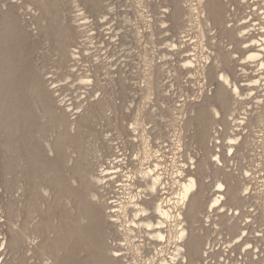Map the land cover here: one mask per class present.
<instances>
[{
    "label": "bare ground",
    "instance_id": "bare-ground-1",
    "mask_svg": "<svg viewBox=\"0 0 264 264\" xmlns=\"http://www.w3.org/2000/svg\"><path fill=\"white\" fill-rule=\"evenodd\" d=\"M26 1L38 12L29 21L35 34L20 23L17 3L0 8V148L6 190L20 196L6 207L11 251L25 257L31 244L34 254L48 256L44 264H264V194L254 189L257 195L250 196V186L229 169L232 158L264 153V0H160L154 11L137 0L129 12L125 8L117 29L131 35L114 36L130 37L121 42L131 49L139 50L144 40L154 44L171 22L173 57L186 38L209 51L202 64L179 59L172 68L165 52L159 61L152 56L156 51L138 52L144 85L137 84L127 108L133 107L125 127L129 140L121 131L113 136V111L119 108L113 103V19L97 18L108 25L101 41L87 15L103 10L113 16L114 4L76 0L71 12L65 8L71 0ZM130 14L139 15L145 32ZM38 39L52 46L56 68L69 84H56L61 81L46 64L33 63L42 49ZM184 71L209 84L195 97L191 92L175 101L165 80ZM70 88L84 89L85 96L79 94L77 104H57L55 93ZM106 127L101 144L90 147V137ZM89 157L96 173L86 164ZM263 160L254 161V168ZM118 174L126 177L120 188ZM252 202L257 211L248 210ZM57 208L64 216L60 224L50 218ZM113 234L125 238L130 260L109 242ZM237 251L243 262L233 260Z\"/></svg>",
    "mask_w": 264,
    "mask_h": 264
},
{
    "label": "rangeland",
    "instance_id": "rangeland-1",
    "mask_svg": "<svg viewBox=\"0 0 264 264\" xmlns=\"http://www.w3.org/2000/svg\"><path fill=\"white\" fill-rule=\"evenodd\" d=\"M75 1L76 0H71L70 2L69 1H67V2L65 1L67 4H69L68 6H67V4H65V8H67L71 12H72L73 9H74L73 11H75L76 10L75 9V4H74ZM134 1L136 2L137 0H113V1H110V0L108 1L107 0V2L106 1L103 2L104 7H106V5H108L110 3H113L114 4L113 8H115L117 10L116 11L114 9L115 11H113V12H116L117 14L118 13L119 14L122 13L121 15H119V14L117 15L116 13H113V16H111L110 14L109 15L107 14V11H103V10L101 11V14H99V16L90 14V12H88L87 15L92 16V18L90 17V20L92 21V23L96 22L94 26H95V28H97V30H95L93 32L97 36L98 40H101V41L103 40V37H104L103 35L106 33L105 30H106V28H108V25L105 22H101L102 21V19H101L102 17L97 19L102 14L103 15L105 14L106 18L108 17L107 18L108 21L113 19V37H115L114 34H116V33H120V34L122 33L121 36H123V35H131L130 31H132V30L128 29V31H129L128 32L124 28H123V30L122 29H117V25H118L117 23H119V20H121L125 16L123 14L126 12V9H128V12H129V10H131V8H133V7L135 8L136 3ZM159 1L160 0H151V2H150V0H145L146 4H148V6H150L149 9L153 10V11L155 10V8H156L155 6H156V4L159 3ZM9 2L10 3L13 2V4L15 3V5L17 3V13H19L18 14V18L20 19V23L23 26H26V28L29 30L30 33L33 34V32H34V34H35L36 30L33 27V21L29 22V21H31L34 18V15L38 14V12L34 9V7L30 6V5L28 6L26 0H1L0 1V3H1L0 4V8L1 9L4 8V10H6V8L8 9V7L10 6ZM71 2H72V4H71ZM131 5L133 7H129ZM70 8H71V10H70ZM30 10H32V11H30ZM32 12H33L34 15H32ZM74 14L71 13L70 16L72 15V17H73ZM149 14H152V13H149ZM152 15H155V14L153 13ZM132 16H133V19H135V20H137L139 22V26L140 27L142 26L141 27L142 30H141V28H139L138 24H137V27H135V28L136 29L139 28V30L141 32H145L146 29H147V25L140 20L139 15H137L138 17H136V15L134 16V14H130L129 15V17H131V18H132ZM240 16L242 17V16H244V14L243 15H242V13L239 14L236 17V19L237 20L240 19L241 18ZM155 17L157 18V17H160V16L155 15ZM72 19L71 20L69 19L68 22L69 23H73ZM98 21H100V22H98ZM167 25H169V26H167V28L166 27L163 28L162 29V33H160V35L158 34L154 38V44L153 43L150 44L148 42L146 44L145 40L142 43L140 42L141 46L137 43L138 44L137 46H139V50L137 49V51L134 50V49H131L130 45L122 44L121 40L123 38L122 39L121 38L117 39L118 41L116 40V37L113 38V103L118 105V107H119L117 113L113 111V123H114L113 124V136H114V138H117L116 134H117V136H119L118 134L121 131L124 134V135L122 134L121 136L124 137L125 140H129L130 139V136H128V134H130V131L129 130L126 131L125 127H126V123L128 124V121H130L133 118V112H132L133 107H131L132 108L131 110H127V108L132 103V100H133L132 96H133V93L135 92L134 90L136 89L137 84H138V86H137L138 88L141 87L142 85H144V83H143V81H144V79H143V71L145 69V65H144V62H143L142 58L138 54L139 51H142V49H143V52H146V50H147L148 52H150L152 54L156 51L153 55L152 54L151 55L154 56V59H156L157 61H159L158 60V57H159L158 55H159L160 52L161 53L162 52L167 53L169 56H167V60L166 61L167 62L169 61L171 68L172 67H179V65H180L179 62H178L179 59H181V60H183V59H196L198 63L200 62L202 64V62L204 61V58L209 54V51L206 48L198 47L197 49H195L194 48V44L192 43L193 40H190V38L189 39L186 38V39H183V42L181 43V45L185 46V48L181 51L182 53L179 56L175 55L173 57V55H171L173 53L172 48L168 47V44H169V42L172 39H174V37H173L174 31H172V28L170 27L171 22H167ZM117 31H119V32H117ZM99 34H101V35H99ZM124 39H126V38L124 37ZM126 40H127L126 42H130L131 38L127 37ZM184 40H188V41L184 42ZM194 40H196V39H194ZM36 42L41 44V48L42 49L40 50L39 53H37L36 55L33 56V58H32V61L34 60L33 63H36L39 66L46 64V71L47 72H52L49 75L51 77H53V79H55L57 81H59V80L61 81V83L57 82L56 84L59 83L60 86H62V85L64 86V84L66 85L67 83L69 84L71 81L70 80L68 81L66 78H64V76L61 75L60 69L56 68V67H58V63H57L58 62L57 61L58 60V55L54 51H52V46H49V44L45 45V43L43 41H40V39L36 40ZM176 43H178V42H176ZM153 45L154 46L156 45L157 47L156 46L154 47ZM157 49H158V51H157ZM155 54H157V55H155ZM173 58H175L176 60H174ZM171 62H173V63H171ZM168 66L169 65H167V67ZM107 82H109V81H106V83ZM121 82H123L124 86H126V87L121 86L120 85ZM165 83L168 86L167 92L169 90L171 91L170 93L168 92L169 97H171L175 101L176 100L178 101L181 98L184 99L186 95H188V94L191 95V92H192L193 97H195L194 95H197V94L201 93L202 90H206L207 87H208V84H209V82L207 83L206 79H204L203 77H201L199 75L196 78L195 77H191V75L188 74L187 71H184L183 74L181 76H179V77H176L174 75V72L168 73L167 74V78L165 80ZM107 85H109V84L107 83ZM132 91H133V93H132ZM83 92H84V89L78 90V91L76 89H72V88L63 89L61 91V93H60V96H59L58 92L55 93V99L57 101V104H59V102H61L64 99L66 100V101L64 100V102H61L62 103L61 106H64L65 102H69V101L71 103L72 102L73 103L76 102L75 104H77V101L82 96L83 97L85 96V94H83ZM126 92H127V97L125 95H123ZM79 94H81L80 98H77V96ZM99 94H100V92L98 93V95ZM71 100H73V101H71ZM140 100L142 101V95L137 98L136 102H138ZM70 102L66 103V104L69 105ZM249 106H251V105H249ZM167 120H169V118H167ZM123 122H124V125H122ZM161 122H163V121H161ZM163 123H165V122H163ZM94 128L95 129L97 128V130H99L100 127L98 128L96 126ZM108 129L109 128L106 127L104 130L102 129L101 132L98 135H96L94 138L90 137V140H89L90 145L89 146L93 147V145L95 143L98 144V145H99V143L101 144L102 138H103L102 131L105 132ZM55 136H56V133L50 131L49 134H48V138L47 139H49V141H53L55 139ZM167 142L169 144H171L173 141H172L171 138H169V141H167ZM196 146H198V148H200L199 144H197V145L194 144L193 147H196ZM259 151H261V150H257L258 153H260ZM261 153H262V155L258 154L256 156L254 152H250L249 154L245 155L244 158L242 156L236 157L234 159L232 158L230 160V162H229V169H231L232 171H234L235 173H238L240 175V179H241L242 183L246 182L250 186V190H249L250 196H256L257 193H259L260 191L263 192V194H264V190H263L264 189V165L261 166V168H259V167L258 168H254V163H255V165H258V163L254 162V161H256L257 159H260L261 156L264 155L263 152H261ZM169 157H171V154H169ZM91 161H92V158L89 157V159L87 160L86 164L87 165H91ZM263 164H264V162H263ZM90 167H91V171H93L94 170V166L91 165ZM4 168H5V165H4V160L2 159V149L0 148V205L2 206V208L0 210V220H1L0 221L1 222L0 223V225H1L0 226L1 227L0 233H6V234H2V237L5 236L4 237V241L7 242L5 244L6 248H5V245H4V249L2 247L0 248V250L3 249L2 251H0V259H1L0 264H2V263L3 264H27V263L28 264H44L46 262V259H47L48 256L34 254V253H36V251L34 249V246L29 244V242H28L29 245H27V247L24 250V252H25L24 254H26L25 257H23L21 254H19V255L14 254L11 251V249H10V242L12 240V233L9 231V227H10L11 223L9 222V219H8V213H7L6 207H7V204H8L10 199L11 200L17 199L20 196H19V193H16L14 191L10 192L9 190H6V185H5L6 182H5V179H4V171H3ZM36 168L37 167H35L34 170H33L34 174H36L37 176H41V171H38V169H36ZM168 170L169 171H167V173H169V174H171L172 171H173L172 168H168ZM247 170H249V171H247ZM246 171L248 172L247 175H246ZM93 173H96V170H94ZM121 175L118 174V177L115 179V181L116 180H120V181L116 182L117 185L120 183L118 185L119 188L121 187L120 185H123V182H125V180H126V177H124V174H123V176H121ZM165 175H166L165 177L168 178V175L167 174H165ZM169 178L171 179L170 176H169ZM210 179H212V178H210ZM23 182H28V181L26 179H24L23 181H21L22 184L21 183H19V184L21 186H23ZM116 183H114V184L116 185ZM211 183H213V182H211ZM51 185H53V184H51ZM251 187H253V189H251ZM254 189L257 190V193L255 192ZM250 192H252V193H250ZM107 197L110 198V197H113V195L110 194ZM118 197L121 198L123 196L122 195H118ZM51 199H49V200H51ZM252 204H253V202H252ZM254 205L255 204H253L250 207V209H248V210H254V207H255V210L257 211V209H256L257 207L254 206ZM62 214H63L62 209L59 210L57 208L54 211V214L50 215V218H52V220H54L55 224H60L61 220H63V217H64ZM44 215H46V213ZM109 220H111V219H109ZM31 226H33V224ZM225 233L226 232H224L222 237L224 236L223 237L224 239L230 240V239H228V237L231 238V236H229L228 234L225 235ZM216 235H217L216 233H212L211 234V236H213L212 238L215 241H217L218 238L220 237V235L219 236L217 235V237H216ZM113 236L114 237H112V239L109 241L110 243L113 240L114 241L116 239L119 240V241H115L117 244L113 241V248L118 250L119 253L124 254L126 256V258H128V260H130L129 258H131V256L128 253L129 250H125V249H128V247L126 245L127 243L125 241V238L121 234H119V236L117 235V237L115 236V234H113ZM115 237H116V239H115ZM41 240H42V237L38 238L37 241L40 242ZM219 241H220V238H219ZM123 244H125V245H123ZM121 245H122V247H121ZM263 247H264V245H263ZM263 247H261V248H263ZM21 256L23 258H21ZM238 256L239 255H238V251H237V252H235V258H233L234 256H232L233 260L238 258V261H240L241 258L239 259V257H241V256H239V257ZM23 260H25V261H23ZM240 262H243V260H241Z\"/></svg>",
    "mask_w": 264,
    "mask_h": 264
}]
</instances>
